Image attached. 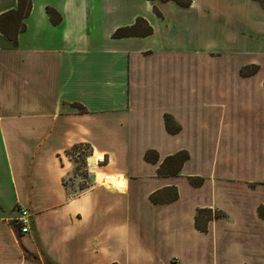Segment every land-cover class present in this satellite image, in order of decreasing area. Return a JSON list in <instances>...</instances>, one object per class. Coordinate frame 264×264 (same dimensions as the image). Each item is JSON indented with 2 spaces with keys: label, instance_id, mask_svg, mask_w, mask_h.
<instances>
[{
  "label": "crops",
  "instance_id": "0c3cea01",
  "mask_svg": "<svg viewBox=\"0 0 264 264\" xmlns=\"http://www.w3.org/2000/svg\"><path fill=\"white\" fill-rule=\"evenodd\" d=\"M23 24L0 31V264H264V0H31Z\"/></svg>",
  "mask_w": 264,
  "mask_h": 264
},
{
  "label": "trees",
  "instance_id": "16d2710c",
  "mask_svg": "<svg viewBox=\"0 0 264 264\" xmlns=\"http://www.w3.org/2000/svg\"><path fill=\"white\" fill-rule=\"evenodd\" d=\"M160 1H169V0H160ZM177 3L188 6L190 0H173ZM31 0H18V8L15 11H11L3 16L0 17V31L7 35L11 40H15L16 34L24 29L23 19L28 15L30 10ZM51 11L49 10V13ZM52 14V13H51ZM8 17L11 20V23L8 22ZM9 24V25H8ZM145 31V34H149L151 31L147 24L142 21L138 20L137 23L130 27L117 30L114 33L115 37H122V36H130L131 34H137L139 32ZM244 74V72H243ZM165 125L168 131L171 133L178 132L179 128L174 126V122L172 121L171 117L165 116ZM173 126V129H172ZM154 156L150 157V152L146 154L145 159L150 162H155L157 156L152 153ZM188 159V155L185 151L178 152L173 156L167 157L162 165L158 170L159 175H170V176H177L180 173L181 167L183 163ZM173 193L170 196V200H175L177 198L176 190L172 189ZM160 194L162 195L163 192H157L151 195V202L159 203L160 202ZM159 197V198H158ZM165 197V196H163ZM259 215L264 219V207H259L258 209ZM220 214L216 213L215 216H212V211L210 209H199L195 215V227L202 231H206L205 223L212 218H218Z\"/></svg>",
  "mask_w": 264,
  "mask_h": 264
},
{
  "label": "rangeland",
  "instance_id": "374dc122",
  "mask_svg": "<svg viewBox=\"0 0 264 264\" xmlns=\"http://www.w3.org/2000/svg\"><path fill=\"white\" fill-rule=\"evenodd\" d=\"M87 155V152L83 147L75 150L71 154L72 162L74 164V171L75 175H77V179L80 181L78 182L80 188H83L87 183L85 182V179H87L86 176V170H85V156ZM79 189V188H77Z\"/></svg>",
  "mask_w": 264,
  "mask_h": 264
},
{
  "label": "built area",
  "instance_id": "2783aa9c",
  "mask_svg": "<svg viewBox=\"0 0 264 264\" xmlns=\"http://www.w3.org/2000/svg\"><path fill=\"white\" fill-rule=\"evenodd\" d=\"M18 228H19V232L21 234H28L30 232L31 229V217H30V213L28 210L26 209H21L20 210V215L19 217L16 219ZM172 264H179V261L177 258H174L172 261Z\"/></svg>",
  "mask_w": 264,
  "mask_h": 264
},
{
  "label": "bare ground",
  "instance_id": "6f19581e",
  "mask_svg": "<svg viewBox=\"0 0 264 264\" xmlns=\"http://www.w3.org/2000/svg\"><path fill=\"white\" fill-rule=\"evenodd\" d=\"M108 183L111 184V185H113V186L120 187L124 182H123V179L122 178H120L118 180V178L116 179V178H113V177L110 176L109 178H106L105 185H108Z\"/></svg>",
  "mask_w": 264,
  "mask_h": 264
}]
</instances>
